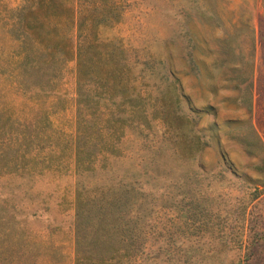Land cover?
Segmentation results:
<instances>
[{
	"label": "rangeland",
	"instance_id": "1",
	"mask_svg": "<svg viewBox=\"0 0 264 264\" xmlns=\"http://www.w3.org/2000/svg\"><path fill=\"white\" fill-rule=\"evenodd\" d=\"M28 1L0 0V264H264V0L120 1V23L99 35L122 41L150 95L171 72L176 125L207 147L192 159L173 157L169 144L161 152L163 130L148 117L149 135L124 130L116 147H98L78 187L74 62L38 86L54 93L36 92L37 104L4 76L18 46L4 24Z\"/></svg>",
	"mask_w": 264,
	"mask_h": 264
},
{
	"label": "trees",
	"instance_id": "2",
	"mask_svg": "<svg viewBox=\"0 0 264 264\" xmlns=\"http://www.w3.org/2000/svg\"><path fill=\"white\" fill-rule=\"evenodd\" d=\"M120 1L74 0L69 5L62 0H30L27 6L15 11L10 22L4 24L5 34L12 43L18 44L17 50L13 46L14 51L7 59L10 63L4 76L23 97L31 96L26 100L28 104L36 103V92L46 93L48 98L53 95V90L44 92L38 86L47 83L53 85L56 66L67 62L75 64V128L72 145L77 187L81 175L100 158L97 148L104 144L116 147L125 137L124 130L127 138L133 136L132 129L146 130L149 135V123H156L163 130L160 142L162 149H158L163 152L166 145H172L173 157L192 159L207 147L200 137L194 135L191 141L189 137H183L176 125L177 117L172 107L178 101L179 88L171 72L166 71L163 88L158 87L154 91L155 95H150L144 90L141 81L142 69L135 75L134 64L125 58L122 41L103 39L99 35V30L110 29L120 23ZM184 37L187 39L188 34L184 33ZM190 43V39H187L188 47ZM143 65L145 63L141 62ZM33 76L44 81L30 86L29 90H23L28 79ZM148 102L151 103L150 112L146 109ZM4 112L2 142L3 146L8 147L11 144L15 110L7 104ZM148 117L150 122L147 121ZM47 128L51 129L49 121ZM29 139L27 135L25 140ZM167 150L166 154L169 153ZM80 204V196L76 193V255L79 254L82 226L83 211Z\"/></svg>",
	"mask_w": 264,
	"mask_h": 264
}]
</instances>
